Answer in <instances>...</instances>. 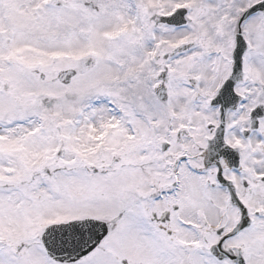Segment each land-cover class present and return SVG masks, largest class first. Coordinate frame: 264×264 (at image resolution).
<instances>
[{
    "label": "snow or ice",
    "instance_id": "obj_1",
    "mask_svg": "<svg viewBox=\"0 0 264 264\" xmlns=\"http://www.w3.org/2000/svg\"><path fill=\"white\" fill-rule=\"evenodd\" d=\"M0 264H264V0H0Z\"/></svg>",
    "mask_w": 264,
    "mask_h": 264
}]
</instances>
